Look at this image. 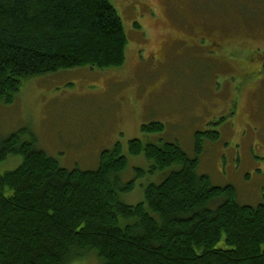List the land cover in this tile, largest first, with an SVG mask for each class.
Wrapping results in <instances>:
<instances>
[{
    "label": "trees",
    "instance_id": "trees-1",
    "mask_svg": "<svg viewBox=\"0 0 264 264\" xmlns=\"http://www.w3.org/2000/svg\"><path fill=\"white\" fill-rule=\"evenodd\" d=\"M128 43L110 0H0V104H12L34 77L120 68ZM36 142L28 129L0 141V164L23 159L0 174V264H71L89 251L102 264H264V202L240 205L235 188L199 175L198 159L178 144L129 143L155 175L180 167L130 206L121 195L135 181H120L128 168L121 144L102 152L97 170L82 171L61 167Z\"/></svg>",
    "mask_w": 264,
    "mask_h": 264
},
{
    "label": "rangeland",
    "instance_id": "rangeland-1",
    "mask_svg": "<svg viewBox=\"0 0 264 264\" xmlns=\"http://www.w3.org/2000/svg\"><path fill=\"white\" fill-rule=\"evenodd\" d=\"M110 1L129 40L125 64L25 81L12 104H0V141L28 129L39 150L65 169L82 171L97 170L102 152L119 143L128 160L120 181H135V189L121 195L130 206L180 167L155 175L144 155L130 154L129 143L178 144L198 159L199 175L235 188L240 205L263 203L264 0ZM151 123L164 131L144 133ZM22 161L11 157L0 174ZM71 264L102 262L89 251Z\"/></svg>",
    "mask_w": 264,
    "mask_h": 264
},
{
    "label": "flooded vegetation",
    "instance_id": "flooded-vegetation-1",
    "mask_svg": "<svg viewBox=\"0 0 264 264\" xmlns=\"http://www.w3.org/2000/svg\"><path fill=\"white\" fill-rule=\"evenodd\" d=\"M179 41H184V42H185L184 39H176L174 42H179ZM168 48H169V47H168Z\"/></svg>",
    "mask_w": 264,
    "mask_h": 264
}]
</instances>
